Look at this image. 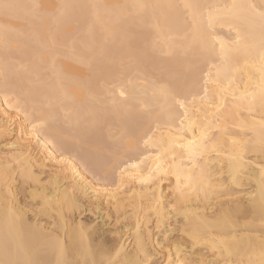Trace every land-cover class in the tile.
<instances>
[{
    "label": "bare ground",
    "instance_id": "1",
    "mask_svg": "<svg viewBox=\"0 0 264 264\" xmlns=\"http://www.w3.org/2000/svg\"><path fill=\"white\" fill-rule=\"evenodd\" d=\"M8 2L22 7L7 16L0 12V73L7 71L10 85L5 88L0 76V125L7 122L19 137L25 121L15 105L31 98L45 104L50 102L67 150L64 162L56 163L48 159L45 146L29 134L25 143L37 165L35 171L45 181L49 176L58 177L61 185H67L69 195L73 184L78 181L93 197L81 198L74 212L65 209L63 218L52 210L41 214L29 207L24 217L25 244L32 245L37 237L51 233L63 244L67 258L79 260L80 264H84L85 259L91 262L99 258V251L112 256L120 252L123 259L135 256L139 223L146 242L145 251L151 259L162 264H170V261L180 264L185 258L219 260L221 264L225 258L229 261L239 259L237 255L213 252L211 247L205 248L201 244L194 249L195 255L188 257L184 254L178 256L176 241L172 242L171 248L167 246V233L162 234L164 225L157 227L155 213L149 209L154 204L153 188L157 198L163 193V203L167 205L165 211L172 209L176 203L171 191L174 177H165L156 188L131 179L137 170L129 168L124 186L116 193L120 201L119 222L115 202L109 207L107 197L95 198L93 185L96 182L91 172L98 171L104 164L98 149L110 145L112 138L119 136L130 123L153 122V128L155 121L161 125L172 123L175 113L183 111L175 105L173 96L186 100L189 106L195 104L193 111L201 119L204 112L210 114L209 119H214L212 114L216 113V106L223 103L220 111L224 115L219 125L227 127L226 134H215L221 155L212 154L219 163L211 166L213 179L223 194L208 199L201 195L199 200L192 198L180 206L188 209L192 223H199L198 218H214L220 211L227 212L233 225L211 235L226 240L233 249H239L241 255L249 240L253 244L259 243L264 235L260 211L264 155L254 148V145L258 147L255 142L259 139L261 121H264V107L257 87L260 77L259 38L250 54L241 51L234 54L232 62L225 64L218 55L219 45L216 53L209 51L206 35L209 12L223 16L226 5L235 2L261 6L264 0ZM34 4L42 7L32 9L30 6ZM140 4L148 7L140 9L137 7ZM185 4L200 7L186 9ZM244 27L241 20L225 19L223 26L216 24L214 32L217 38L227 43L236 34L230 28L243 30ZM206 80L210 90L207 94L204 91ZM162 90L169 94L162 95ZM250 92L257 93L255 100L248 94ZM175 124L178 126L179 120H175ZM27 127L30 133L31 126ZM241 145H247L250 150L243 153L244 169L233 182L229 174V154ZM142 147V144L133 145L124 150L121 162L136 163ZM3 151V137H0V154ZM59 155L57 151L56 157ZM151 164L148 161V165ZM45 170L47 175H44ZM144 174L147 175V169ZM170 180L173 182L171 187ZM4 201L5 193L0 191V238L5 227ZM27 203L21 193L17 197V207L23 208ZM86 212L92 221L82 220L81 216ZM29 213L31 216L28 217ZM43 216L48 220L46 224L42 223ZM176 223L173 216L170 230L178 237ZM105 233H108L109 240L103 239ZM188 251H193L191 245ZM36 255L46 262L56 258L51 249H37Z\"/></svg>",
    "mask_w": 264,
    "mask_h": 264
},
{
    "label": "snow or ice",
    "instance_id": "2",
    "mask_svg": "<svg viewBox=\"0 0 264 264\" xmlns=\"http://www.w3.org/2000/svg\"><path fill=\"white\" fill-rule=\"evenodd\" d=\"M20 7L22 6L10 3L8 0H0V12L5 16ZM30 7L39 9L42 6L34 4ZM91 7L97 6L92 5ZM137 7L144 9L148 6L140 4ZM184 7L196 9L200 6L185 4ZM225 19L241 20L245 26L243 30L230 28V31L234 30L236 34L227 43L217 38L214 32L216 24L223 26ZM207 29L206 42L209 51L216 53L217 45H219L218 55L225 64L232 62L236 53L244 51L250 54L256 47L257 37L259 38L260 77L257 87L261 106L264 107V4L257 6L234 2L225 6V15L223 16L219 13L209 12ZM247 63L245 61L246 67ZM0 76L3 77V86L8 88L10 85L7 71L0 73ZM207 84L206 80L205 94L210 91ZM123 94L121 92V95ZM161 94L167 96L169 93L162 90ZM248 94L252 96L253 100L256 99V92ZM172 99L175 105L183 110L175 113L172 123L161 125L155 121V128L152 126L153 122L130 123L123 128L119 136L112 138L110 145L102 150L98 149L101 151L104 164L98 171L91 172L93 180L96 182L93 185L95 198L107 197L109 207H112L115 202L117 222H119L120 201L116 193L124 186L129 168L137 170L136 174L130 177L131 179H136L141 184L155 185L156 188L165 177H174V187H171L173 182L169 181L176 201L172 209L165 211L167 205L163 203V193L160 194V198H157L155 188H153L154 204L149 209L155 213L157 227L159 228L161 224L164 225L162 234L167 233L165 239L169 241L167 245L169 248L172 247V242L176 241L175 247L178 256L184 254L185 257H188L194 256V249L198 244H201L205 248L211 247L213 252L239 257V259L231 261L225 258L223 264H264V235L260 237L258 244H253L249 240L247 249L241 255L240 250L233 249V246L226 240L211 235L214 231H222L225 227L233 225L234 222L227 212L220 211L214 218H198L199 223H192L188 209L180 206L192 198L199 200L201 195L208 199L212 195L223 194L218 182L213 179L214 171L211 166L219 163L212 154L221 155L215 134H226L227 127L222 128L219 125V121L224 115L220 111L223 103L216 106L218 115L213 113L214 119H209L208 112H204L203 119H201L193 111L195 104L189 106L186 100L178 96H173ZM15 107L25 121L21 127L20 136L16 137L14 129L7 122L0 125V137H3L4 149L0 154V191L5 193L6 207L4 235L0 238V264H80L79 260L72 261L67 258L63 244L51 233L37 237L32 245L23 242L24 217L29 207L38 210L41 214L52 210L63 218L62 214L65 209L74 212L79 207L81 198L92 199L93 197L92 193L78 181L73 184L72 194L69 195L67 185H61L58 177L53 179L52 176H49L45 181L43 176L35 171L37 165L31 158L30 147H27L25 143V137L29 134L36 137L37 141L45 146L49 160H55L56 163L64 162L67 145L64 143L63 133L57 126V116L52 104L50 102L45 104L41 100L31 98L26 99L23 103L18 102ZM175 120H179L178 126L175 124ZM28 125L31 126L30 133ZM165 129H167L166 132ZM233 143L237 142L233 141ZM255 143L258 145V147L254 145L255 150L264 155V121H261L259 139ZM140 144L143 147L139 151L136 163L128 164L127 161L122 163L124 150ZM150 149H154V151H150ZM248 150L250 149L247 145H241L237 151L229 154V174L232 175L233 182L244 169L246 161L243 153ZM57 151L60 153L59 158L56 157ZM148 161L152 162L151 166L148 165ZM145 169H147V175L144 174ZM52 171L55 173L56 170ZM261 171L264 173V168ZM47 174L45 170L44 175ZM21 193L28 201L23 208L17 207V197ZM260 200L261 223L264 226V179L261 180ZM173 216L177 221L174 227L178 237L173 235L170 230ZM182 217L183 219H181ZM98 221L99 217L97 223ZM139 229L138 223L135 256L121 259L120 252L112 256L99 251L97 253L99 258L93 259L91 262L85 259L84 264H162L160 261L151 259L145 251L146 242ZM80 232L83 236V226H81ZM232 239L235 240L236 237L233 236ZM189 245L193 249L191 252L188 251ZM37 249H51L55 253V260L46 262L38 259ZM170 264H176V262L170 261ZM180 264H221V262L203 258L195 260L185 258L180 260Z\"/></svg>",
    "mask_w": 264,
    "mask_h": 264
},
{
    "label": "rangeland",
    "instance_id": "3",
    "mask_svg": "<svg viewBox=\"0 0 264 264\" xmlns=\"http://www.w3.org/2000/svg\"><path fill=\"white\" fill-rule=\"evenodd\" d=\"M20 198L22 199V196H20ZM23 198H24V197H23ZM27 215H28V217L31 216L30 213L27 214ZM81 218H82V220H85V221L87 220V221H89V222L93 220V218L91 217V215L88 214L87 212H86V213H83L82 216H81ZM41 219H42V221H43L42 223H44V224H46V223L48 222L47 218L44 217V216L41 217ZM45 222H46V223H45ZM103 239H104V240H109L108 233H105V235L103 236ZM196 252H197V251H196Z\"/></svg>",
    "mask_w": 264,
    "mask_h": 264
}]
</instances>
